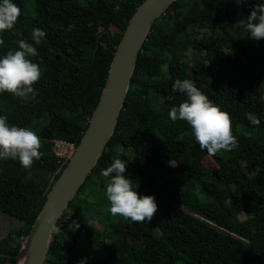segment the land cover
<instances>
[{"label": "trees", "instance_id": "obj_1", "mask_svg": "<svg viewBox=\"0 0 264 264\" xmlns=\"http://www.w3.org/2000/svg\"><path fill=\"white\" fill-rule=\"evenodd\" d=\"M142 1L34 0V12L27 15V0H13L21 15L12 30L0 33V58L19 50L22 39L32 43V29L38 27L46 35L35 46L38 55L30 59L40 66L42 76L34 85L35 99L0 94V115L10 125L35 131L43 156L30 169L18 159L0 160V211L16 216L24 226L17 231L21 240L0 239V252H19L66 165L54 154L52 139L79 144L114 51ZM256 2L175 0L155 21L115 131L59 219L56 227L61 230L53 233L45 264H264V39H251L234 26L247 19ZM116 19L124 26L113 31ZM188 49L192 59L183 55ZM176 79L194 81L231 116L239 147L211 155L217 168L205 165L203 158L210 154L201 150L191 126L169 116L171 108L186 99L173 90ZM246 113L256 115L260 124L252 125ZM114 156L127 163L125 176L138 193L155 197L158 211L151 222L116 216L99 229L87 216L94 205L80 196L87 187L96 190L97 202L105 212L108 209L105 190L110 177L101 173ZM73 205V212L68 211ZM119 220L149 235L157 229L160 234L151 235L135 255L109 248L108 239L114 236L110 224ZM79 242L97 245L108 255L97 260L79 256L74 252ZM8 261L15 264L16 258L0 256V264Z\"/></svg>", "mask_w": 264, "mask_h": 264}, {"label": "clouds", "instance_id": "obj_2", "mask_svg": "<svg viewBox=\"0 0 264 264\" xmlns=\"http://www.w3.org/2000/svg\"><path fill=\"white\" fill-rule=\"evenodd\" d=\"M245 2L247 0H236V3ZM20 15L21 9L13 0H0V33L12 30ZM234 26L246 31L251 39H264V3L257 0L247 19L239 20ZM45 35L43 30L34 27L31 32L32 43L22 39L18 43L19 50H9L0 58V94L7 92L24 101L29 97L36 98L34 85L39 82L42 70L30 57L38 55L35 46L41 44ZM0 44H3L2 39ZM173 90L185 94L186 99L179 106L172 107L169 116L173 121L183 120L191 126L201 150H207L208 154L215 156L221 151L231 152L239 147L230 114L205 95L194 81L176 79ZM245 115L252 125L260 124L253 113ZM41 147L42 141L35 131L10 125L7 117L0 115V160L18 159L23 168L30 169L34 161L42 158ZM126 170L127 163L114 156L110 166L101 173L106 178L110 177L105 190L109 202L107 211L112 216L133 223L151 222L158 211L155 197L141 196L131 178L125 176ZM56 219L57 214L50 212L47 223L52 225L53 231L59 232L61 229L56 227ZM79 264H85V260Z\"/></svg>", "mask_w": 264, "mask_h": 264}, {"label": "water", "instance_id": "obj_3", "mask_svg": "<svg viewBox=\"0 0 264 264\" xmlns=\"http://www.w3.org/2000/svg\"><path fill=\"white\" fill-rule=\"evenodd\" d=\"M175 0H143L128 21L102 90L74 155L53 184L18 253L0 252L16 258L15 264H45L54 231L47 223L50 212L56 225L92 172L112 137L131 86L140 52L155 21Z\"/></svg>", "mask_w": 264, "mask_h": 264}, {"label": "rangeland", "instance_id": "obj_4", "mask_svg": "<svg viewBox=\"0 0 264 264\" xmlns=\"http://www.w3.org/2000/svg\"><path fill=\"white\" fill-rule=\"evenodd\" d=\"M259 2L264 3V0H259ZM33 4H34V0H27V9H26L27 15L32 14V12H34ZM123 26H124V22L122 20L116 19L114 21V26L112 30L117 31ZM183 55L185 56V59H192L193 57L192 49H188L184 51ZM232 93L238 94V91L232 90ZM203 161L205 165L210 168L218 167L217 162L211 155H205ZM95 179L96 181H100L99 177H95ZM96 193H97L96 190L87 187L85 191L80 194V196L82 198H86L90 202H93L94 205L89 207L87 216L91 218V222L96 227H98L99 229H103L104 220L112 221L115 219L116 216H112L108 211L105 212V208H103L96 200L95 197ZM105 205L109 207V202L107 201V199ZM97 209H100V211L103 212V214L100 215L96 213ZM73 210H74V205L68 209V211L70 212H73ZM246 216H247L246 214L241 215L242 218H245ZM67 219H72V218L69 216L67 217ZM100 219H102L103 221L101 222ZM113 227H116L118 230L114 229ZM23 228H24L23 221H21L19 218H17L12 214L0 211V239L11 237L13 239L12 240L13 242L19 241L21 240V232H17V231ZM110 231L114 236L113 238L108 239L109 248L117 247L118 248L117 250L119 251L121 250L127 251L134 255L139 252V247H141L140 245L143 244L146 240H148V238H150L151 235L157 236L158 234H160L159 229H157L154 230L153 232H150L151 234L149 235L148 232L141 230L140 227L138 226L136 227L132 225L130 222H122L121 220L117 221V225L110 224ZM27 234L22 238L23 240L25 239ZM74 252L79 256L91 260L105 259L108 255V252L105 249L97 245H93L89 242L75 243ZM6 264H12V263L8 261L6 262Z\"/></svg>", "mask_w": 264, "mask_h": 264}, {"label": "built area", "instance_id": "obj_5", "mask_svg": "<svg viewBox=\"0 0 264 264\" xmlns=\"http://www.w3.org/2000/svg\"><path fill=\"white\" fill-rule=\"evenodd\" d=\"M23 128V127H22ZM41 139V138H40ZM78 144L64 138L52 139L54 154L60 162L67 164L69 159L74 155Z\"/></svg>", "mask_w": 264, "mask_h": 264}]
</instances>
